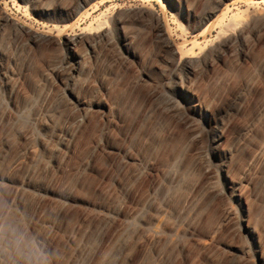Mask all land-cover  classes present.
Listing matches in <instances>:
<instances>
[{
    "label": "rangeland",
    "instance_id": "rangeland-1",
    "mask_svg": "<svg viewBox=\"0 0 264 264\" xmlns=\"http://www.w3.org/2000/svg\"><path fill=\"white\" fill-rule=\"evenodd\" d=\"M182 1L213 16L235 2L230 26L196 46L208 21L166 0H90L71 20L76 0H0V264H39L55 229L41 264H264V4ZM96 22L109 36L79 49L67 89L66 39Z\"/></svg>",
    "mask_w": 264,
    "mask_h": 264
},
{
    "label": "bare ground",
    "instance_id": "bare-ground-1",
    "mask_svg": "<svg viewBox=\"0 0 264 264\" xmlns=\"http://www.w3.org/2000/svg\"><path fill=\"white\" fill-rule=\"evenodd\" d=\"M39 1L42 2V0H39ZM159 1H161V0H159ZM239 1H241V0H237V2H239ZM248 1L249 2H258V3L264 4V0H247V2ZM89 2H90V0H76L75 4L70 9H68L69 10L68 12H70V17H71L70 20L73 19L72 16L79 14V12L83 9V7L85 5H87ZM166 2L169 5L173 6V7H176V8L179 7V9L182 12V14L185 13V14H187V16H192L195 19L196 23L197 24L199 23L201 26H202L201 23L203 21H206V22L208 21L207 24L205 25V27L203 28V30H201L196 36H194L195 39L192 42L196 46L199 44V42H198L199 38L205 37L207 34H209L215 28L219 27L221 29V33L223 34L225 29L230 26L229 24H226V16H227L226 10L229 9L230 5L235 3V2H232L231 4H227L222 10H220V12L218 14L213 16L215 14V9L206 10L200 15L199 14L192 15V12L189 9L186 10V11L183 9V4H182L183 1L182 0H166ZM89 10H91V8H88V10H86L83 14H81L79 16V18L77 19V21H75L73 23V26H78L79 25L78 21L82 20V18L84 16H88L89 15V13H88ZM47 11H48V13L52 12L50 10H47ZM63 11H64V8H60V9L56 8L53 11V13L63 12ZM236 18L237 17L235 16L231 20V24L236 22ZM209 19H211V20H209ZM70 20L67 19L66 21H70ZM120 22H121V20H120ZM120 28H122L121 25H120ZM198 28H197V30H198ZM167 29H168V27H167ZM92 34L95 35L93 38H88L87 37V35H92ZM158 35L163 37L162 39H163L165 45H167L169 47H174L178 51L180 49L181 50H186V41L184 43H182V44H179V45L173 44L171 39L169 38V35H167V32H166V30L163 29V27H162V29H160L158 31ZM26 36H27L28 39H31L32 41L34 40L38 44L46 42L47 39L50 37L48 35H41V34L37 35L36 33L34 34V32L32 33L29 30L26 31ZM108 36H109V31H107V28L105 27V23L96 22L94 25H89L86 28V30H84L83 32L75 34L73 36H68L67 37L66 45L68 47L69 53H71V55H72V59L70 60V62L68 64L65 65V68H64V69L67 70V72L71 73L70 77L66 78V87H67V89H69L70 86H71L70 85L71 81H72V79H74L73 75L74 74H79L78 66L81 63L80 60L77 59V56H78L77 53H78L79 49L81 47H90V48L92 47L93 48V45L95 44V42L103 40V39L107 38ZM125 39H128V37L126 36V38H124V40H122V42H123L122 45L125 46V48H127V43H126ZM193 49H187V51L191 52V51H193ZM127 50H128V52L131 51V50H129V48ZM191 54L193 55V52ZM191 54H189V55H191ZM189 55L187 54V55L181 57L180 63H179L181 69L186 71V72H190V70L193 69L194 66L197 63H199V60H196V56H194V55L193 56H189ZM176 86H178V88H179L178 98H180L181 100H184L185 102H188L190 104L191 101L194 98H193V95H192L191 91H189L186 88L187 86L184 85V81L181 80L180 83L178 85H176ZM17 91H18V85H15V87L12 89V91L10 93V97H11L10 101H11L12 106H14V104H15V100H16L17 93H18ZM193 102H194V100H193ZM76 107H77V111H79V112L80 111H85V109H86L85 103L82 102L81 100H77ZM193 108L197 109L198 108V104H195L193 106ZM9 118H10V109H7L5 111V113H4L3 120H2V123H1V125H2L1 127H4L7 124ZM206 120H207V122L208 121H210L212 123L214 122L215 125H216L214 127L215 129L213 130V133H212L213 134V140L212 141L214 143V146L212 148L213 153H219L222 157L228 158L227 157V153L225 152V150H223V145H222L224 137H225V132H224L223 128L221 129V127L219 126V123H217V120L215 121L214 117L212 118V117H208L207 116ZM22 161H19L17 163V165H19V166L22 165L23 164ZM7 182H10V181L7 180ZM232 185L234 186L233 183H232ZM61 216L64 218L65 214H62ZM56 232L57 231L55 229V231L53 232V234L49 238L48 242L43 247V250L40 253V260H39L40 263L39 264L42 263V260H43L44 257H47L52 252V250L54 248V241H55V238H56ZM249 232L251 234H253V230L249 229ZM21 251H22V247L18 250L17 254L12 259L13 260L12 263L16 262V260H17L18 256L20 255Z\"/></svg>",
    "mask_w": 264,
    "mask_h": 264
}]
</instances>
